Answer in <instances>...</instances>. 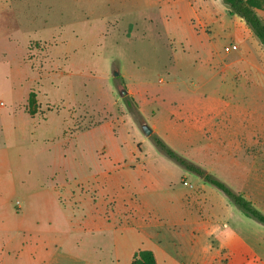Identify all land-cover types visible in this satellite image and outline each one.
Segmentation results:
<instances>
[{"label": "rangeland", "instance_id": "374dc122", "mask_svg": "<svg viewBox=\"0 0 264 264\" xmlns=\"http://www.w3.org/2000/svg\"><path fill=\"white\" fill-rule=\"evenodd\" d=\"M232 20L223 0H0V236L54 201L77 218L101 216L120 245L149 241L177 264H264V228L152 138L264 212V113H252L253 99L218 106L231 81L206 59L230 44ZM204 100L213 104L203 130L193 113ZM230 215L246 220V253H224ZM116 233L66 239L82 258L111 253Z\"/></svg>", "mask_w": 264, "mask_h": 264}, {"label": "crops", "instance_id": "0c3cea01", "mask_svg": "<svg viewBox=\"0 0 264 264\" xmlns=\"http://www.w3.org/2000/svg\"><path fill=\"white\" fill-rule=\"evenodd\" d=\"M187 13L189 15V11ZM259 15L264 20V12L259 11ZM194 16L196 14L193 11L189 17V22H192ZM230 16L233 18L232 22L234 25L237 26L226 34V38L230 41V44L224 46L223 49L219 46L211 47L206 58L208 66L214 68L215 76L231 81V85L228 88L229 91L226 95L221 92L218 93L216 97V99H219L218 106L223 105V97H231L232 99L241 98V100L253 99V101H247L246 104L250 107H255L252 113L263 114L264 46L248 28L243 19L238 16ZM201 17L203 16L200 14ZM199 22L202 23L201 20ZM192 35L199 38L200 32L194 29L192 30ZM232 44L239 45L241 49L226 52L225 47ZM210 101L211 103L208 104V100H204L200 104L202 105V109L193 113L201 119V128L203 130L208 128L209 122H212V119H209V115L212 114L210 109L212 107L210 105L213 104V101ZM225 104L231 105V103ZM188 108L186 107L185 111ZM221 113L220 111L219 114ZM1 161L2 158L0 157V165ZM40 206L41 210L45 208L46 212L37 214L35 209L31 212H22L18 215L17 228L14 230L15 235H7V237L0 236V264H132L134 254L138 250L146 249L152 250L155 253L158 264H177V261L173 257L171 258L159 249L158 246H153L149 241L134 244L135 242H129L127 235L126 241L123 239L120 245L118 230L113 224L108 223L101 216L77 218L76 214L73 213L74 207L72 204L66 205L54 201L42 203ZM256 208L259 209L258 207ZM77 209L79 208L77 207ZM229 210L231 214L234 213L232 208H229ZM260 211L263 212L262 210ZM5 216L4 209L2 214L0 212V227L6 225ZM228 218L229 222L224 227L229 228V226L233 225L235 235L233 236L231 233L227 234L224 253H246L247 240L244 233L246 220L241 217L233 219L234 215H230ZM254 222L261 229L264 228V225L261 223L255 220ZM5 231L6 229L0 228V232ZM103 231L117 232L114 244L112 242L111 253H84L82 258L71 254L73 252L69 249L66 239L67 234L78 233L81 235ZM127 233L129 234V232ZM234 237L239 239V243ZM255 241V255H263L261 249L263 237L259 235ZM29 243L31 247L26 252V246ZM83 244L84 242H82ZM25 253L28 254L25 256Z\"/></svg>", "mask_w": 264, "mask_h": 264}, {"label": "trees", "instance_id": "16d2710c", "mask_svg": "<svg viewBox=\"0 0 264 264\" xmlns=\"http://www.w3.org/2000/svg\"><path fill=\"white\" fill-rule=\"evenodd\" d=\"M228 6L229 14L243 19L248 28L264 46V20L259 11L264 12V0H223ZM38 109L37 95L31 92L27 101V112L35 116ZM155 144L171 159L182 165L187 170L196 173L207 182L221 190L231 202L240 209L246 217L264 225V213L257 209L242 193L233 190L225 182L205 172L200 167L183 159L180 155L168 147L158 136L153 135ZM132 264H158L155 253L152 250H138L133 257Z\"/></svg>", "mask_w": 264, "mask_h": 264}, {"label": "water", "instance_id": "95a60500", "mask_svg": "<svg viewBox=\"0 0 264 264\" xmlns=\"http://www.w3.org/2000/svg\"><path fill=\"white\" fill-rule=\"evenodd\" d=\"M142 130H143V132L145 133V135H147V136H151L152 134H153V130H152V128H150L148 125H146V124H144L143 126H142Z\"/></svg>", "mask_w": 264, "mask_h": 264}, {"label": "built area", "instance_id": "2783aa9c", "mask_svg": "<svg viewBox=\"0 0 264 264\" xmlns=\"http://www.w3.org/2000/svg\"><path fill=\"white\" fill-rule=\"evenodd\" d=\"M239 45H237V44H232V45H230V46H228V47H225V51L226 52H229V51H231V50H234V51H236V50H239Z\"/></svg>", "mask_w": 264, "mask_h": 264}]
</instances>
